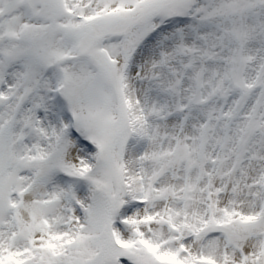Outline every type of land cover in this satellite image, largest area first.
Segmentation results:
<instances>
[{
  "label": "snow or ice",
  "instance_id": "6c2138e0",
  "mask_svg": "<svg viewBox=\"0 0 264 264\" xmlns=\"http://www.w3.org/2000/svg\"><path fill=\"white\" fill-rule=\"evenodd\" d=\"M0 264H264V0H0Z\"/></svg>",
  "mask_w": 264,
  "mask_h": 264
}]
</instances>
